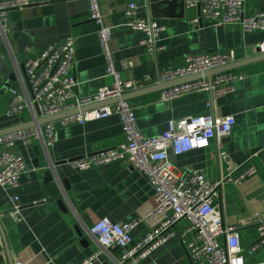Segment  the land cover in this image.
<instances>
[{
	"label": "crops",
	"instance_id": "0c3cea01",
	"mask_svg": "<svg viewBox=\"0 0 264 264\" xmlns=\"http://www.w3.org/2000/svg\"><path fill=\"white\" fill-rule=\"evenodd\" d=\"M134 1L138 16L153 20L164 28L156 54H150L140 42L144 34L127 26L125 8ZM33 4L10 16V30L0 37V131L31 122L30 117H8L11 88L22 90L23 71L30 59L41 57L50 46L72 36L76 39L75 65L71 75L75 81L74 99L94 95L111 86L107 62L99 44V25L91 18L90 0H33ZM106 15L105 25L112 28L111 49L114 66L123 81L147 78L149 87L157 86V75L164 67H181L189 55L234 53L237 61L259 55L264 31L244 34L237 25H215L202 20L198 28L190 21L197 9H166L165 16L152 17L150 0H98ZM264 11V0H246L244 14L253 16ZM236 61V62H237ZM134 63L130 71L123 69ZM245 78L235 84L234 91L221 98L211 92H193L172 101L161 100L162 91L133 97L132 104L138 126L147 137L162 135L168 122L188 117L213 115L234 116L233 133L224 139L227 159L219 155L218 141L209 147L176 156L170 162L180 174L197 171L216 182L233 175L234 169L249 159L259 173L240 185L224 183L216 200L225 223L235 225L241 234L243 250L258 239L257 225L264 221V60L232 70ZM15 76V81L12 80ZM26 83V82H25ZM27 90L31 95L27 85ZM62 120V119H61ZM56 121L57 143L46 149L44 143L18 142L17 152L23 157L27 172L14 190L0 188V223L5 231L14 264H83L100 252L97 264H114L122 249L103 250L91 234L93 224L107 218L115 224L143 221L132 232L133 245L157 228L166 218L159 215L147 221L154 208L155 189L149 178L127 162L117 161L86 170L70 162L96 152L122 147L126 143L119 116L85 124L62 125ZM51 171L64 208L53 201L45 175ZM65 182H68L67 185ZM19 198L21 211L15 219L10 213L12 197ZM188 222L176 229L181 232ZM0 233V264H9ZM246 264H264V250L245 258ZM193 264L178 237L171 238L143 263Z\"/></svg>",
	"mask_w": 264,
	"mask_h": 264
},
{
	"label": "built area",
	"instance_id": "2783aa9c",
	"mask_svg": "<svg viewBox=\"0 0 264 264\" xmlns=\"http://www.w3.org/2000/svg\"><path fill=\"white\" fill-rule=\"evenodd\" d=\"M33 3V0H0V37L6 36L10 30L12 12L21 11ZM245 3L246 0H184L185 8L198 10V16L190 21L193 28H198L205 19L217 26H240L244 34L264 31V11L246 16ZM90 13L91 18L99 25V44L107 62L106 74L113 78L112 85L100 89L90 97L74 99L72 91L75 81L71 73L75 65L76 39L69 36L61 43L48 47L41 57L26 61L27 81H21L22 90L16 87L10 89L12 98L6 110L8 117H30L31 121H36L39 119L36 107L41 116L47 118L93 104L121 99L127 93L152 85V81L147 78H133L129 81L121 79L114 66L111 49L112 28L105 25L106 15L98 0H90ZM125 17L127 26L145 35L140 44L150 54H156L162 49L158 46V41L164 28L153 20L140 18L136 2L127 4ZM257 53L264 54V42L259 44ZM236 61L234 53L189 55L184 66L169 65L160 70L155 84L202 74ZM133 68L134 63L131 62L123 67L125 71ZM244 78L243 74L233 71L223 72L211 79L202 78L163 90L161 100L172 101L193 92H211L213 98H221L233 92L235 84ZM114 115L119 116L122 121L126 143L122 147L73 160L70 164L77 169L86 170L117 161L127 162L132 169L145 174L155 189L154 208L146 220H152L159 215L166 216L159 227L149 231L136 245L132 244V232L143 222L141 220L120 225L104 218L93 224L90 232L103 250H123V254L114 264H144L148 257L174 237L181 240L193 264H246V257H253L264 250V221L257 225L258 239L243 250L239 228L225 223L221 211L216 206L222 184L229 182L240 185L244 180L259 173L252 158L236 167L233 175L216 182L209 181L197 171L180 174L170 162L171 152L179 156L204 149L209 147L214 139L218 141L219 155L227 159L223 141L233 133L236 125L234 116L220 118L203 115L171 120L162 135L147 137L139 129L132 104L119 100L109 106L64 118L61 123L64 126L85 124ZM20 141L29 144L41 142L46 149L54 147L57 143L55 122L0 136L2 189H17L21 177L27 172L25 161L16 150ZM11 201L14 207L10 213L16 219L21 211L19 198L12 197ZM185 221L188 225L178 232L177 225ZM99 256L100 252H95L83 264H97Z\"/></svg>",
	"mask_w": 264,
	"mask_h": 264
},
{
	"label": "water",
	"instance_id": "95a60500",
	"mask_svg": "<svg viewBox=\"0 0 264 264\" xmlns=\"http://www.w3.org/2000/svg\"><path fill=\"white\" fill-rule=\"evenodd\" d=\"M162 5H166L165 6L166 9H170V11L174 10V8L179 9L180 10V14L179 15L181 17H183V12L185 10L184 0H172V1H170V0H150V14H151V18L152 17L165 16L164 12H166L167 10L163 9ZM262 60H264V54L257 55L255 57H252V58L247 59V60L237 61V62H235V63H233L231 65H228L226 67L210 70V71L204 72L202 74H196V75L185 77V78H181V79H178V80H175V81H172V82L162 83V84H159L157 86L147 87V88L139 90V91L127 93L121 99H113V100H109V101L93 104V105H90V106H87V107H82L80 109L67 111V112H64V113H61V114H58V115H54V116H51V117H47V118L42 117L39 109L36 107L37 115H38L39 119H37L36 121H31V122H28V123H24L22 125H19V126L10 128V129H6V130H3V131H0V136L7 135V134H10V133H14V132H17V131H22V130L35 128L38 125L40 126V125H44V124H47V123L56 122V121H59L61 119L68 118V117H71V116L80 115L82 113L89 112V111H92V110L100 108V107H104V106H109V105L115 104V103L119 102V100L129 101L133 97L146 95V94L151 93L153 91H163V90L172 88L174 86L181 85V84L188 83V82H192V81H196V80H200L202 78L211 79L213 76H215L217 74H220V73H223V72H229V71H232L234 69L249 65V64L254 63V62L262 61ZM23 73H25V71H23ZM26 74L27 73L24 74V78L27 81ZM11 78H12V80L15 81V76H12ZM45 180H46V183L48 184V189L50 191V195L53 197V199H51V200L57 201V203L60 204V206L62 208H64L63 200H59V199L55 198V197L58 196L59 191L57 190V184L54 182V175H53V173L51 171H48L46 173ZM67 183L68 182H65L66 185H67ZM0 233L2 234L1 236H2L3 243L5 245V249H6V252H7L8 262H9V264H14L13 258L11 256L12 252H11V250L9 248V243H8L5 231H4L3 226L1 225V223H0Z\"/></svg>",
	"mask_w": 264,
	"mask_h": 264
}]
</instances>
